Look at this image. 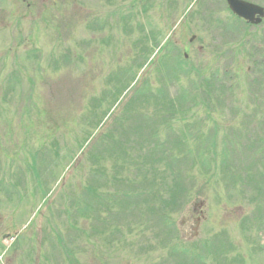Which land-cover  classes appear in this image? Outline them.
I'll use <instances>...</instances> for the list:
<instances>
[{"label":"rangeland","instance_id":"374dc122","mask_svg":"<svg viewBox=\"0 0 264 264\" xmlns=\"http://www.w3.org/2000/svg\"><path fill=\"white\" fill-rule=\"evenodd\" d=\"M248 1L264 6V0ZM138 4L146 8L145 13L138 12ZM219 17L224 18L221 23ZM234 18L226 0H0V264H159L165 260L162 254L168 248L161 249L159 237L150 244L143 238L138 247L127 241L115 243L117 250H112L113 244L103 240L108 233L92 237L95 246L87 244V235L78 233L63 212L65 199L80 192L82 182L66 181L73 173L72 162L82 158V138L94 129L85 122L90 97L99 94L107 76L122 77L134 54L143 53L147 62L159 56L150 46L156 42L151 33L153 43L136 44L143 38L141 23L160 45L168 39L176 41L191 65L209 63L212 72L219 70L234 84L231 96L219 106L214 104V115L207 123L194 120L192 125L194 131L203 127L207 131L218 124V153L231 127L243 136L248 130L263 132L264 65L255 62L257 55L249 53L248 47L236 55L232 48L243 32L257 43L264 41V21L245 29ZM126 23L130 25L125 27ZM32 45L40 48L38 57H27ZM69 49L74 59L66 64L63 56ZM15 61L18 74L20 68L26 72L21 82L12 77ZM148 64L141 69L133 65L137 77L116 111L143 77L156 80V72L147 73ZM29 94L37 107L27 101ZM43 142L46 148L38 165L45 172L41 179L45 182L38 187L31 156ZM241 142L244 145L247 139L242 137ZM86 170L80 171V179ZM195 172L198 179L189 202L173 215L180 239L197 243L201 253V239L227 230L230 255L244 256L235 264H264V252L258 248L264 244V225L247 233L240 227L243 216L253 211L245 195L248 186L242 187L238 174L226 178L222 168L214 175L210 167L198 165ZM18 189L21 203L14 207L16 195L11 196ZM147 226L138 225L135 232L150 236L153 228ZM78 227L86 228L83 219Z\"/></svg>","mask_w":264,"mask_h":264},{"label":"trees","instance_id":"16d2710c","mask_svg":"<svg viewBox=\"0 0 264 264\" xmlns=\"http://www.w3.org/2000/svg\"><path fill=\"white\" fill-rule=\"evenodd\" d=\"M138 6V12H146L142 4ZM219 18L218 23H221L224 18ZM234 19L242 22L245 29L251 27L236 16ZM129 25L126 23L125 27ZM139 26L143 38L136 44L153 43V38L156 42L150 46L158 50L159 56L148 64L149 58L146 59L143 53L134 54L122 77L118 74L107 76L99 94L90 97L91 108L85 122L94 129L82 138L79 144L80 150L84 148L82 158L72 162L73 173L66 181L82 182L81 191L74 193L68 201L65 199L63 212L69 214L71 226L78 228V233L87 235V244L92 246L96 244L90 243L92 237L108 233L109 236L103 240L113 244L112 250H117L115 243L127 241L138 247L143 238L150 244L159 237L161 249L168 248L167 254H162L165 260L159 264H235L244 256L240 253L230 255L232 241L227 230L201 239L200 253L197 243L189 244L180 239L173 215L181 213L189 202L193 182L198 179L195 168L200 165L207 169L210 167L214 175L222 168L229 179L238 174L244 182L242 187L248 186L245 195L253 206V211L243 216L240 227L246 233L251 232L252 227H263L264 131L254 133L248 130L249 133L243 136L238 128L231 127L229 136H223L221 144L224 146L218 153L216 138L221 130L218 124L207 131H203L204 127L194 131L192 125L194 120L207 123L214 115V104H223L234 91V84L221 76L219 70L212 72L209 63L191 65L176 41L168 39L160 45L147 25L141 23ZM246 36L243 32L240 38L243 40L248 38ZM242 40L232 48V54H239L240 50L248 47L249 53L257 55L255 62L264 65V41L257 43L254 38H248L242 44ZM247 42L252 45L246 46ZM40 52L39 47L32 45L27 57H38ZM73 57L70 49L63 56L66 64L72 62ZM16 61L12 77L21 82V76L24 77L26 72L20 68L18 74ZM53 63L58 65L55 61ZM134 64L140 69L150 65L147 73L156 72V80L151 81L150 76L143 77L116 111L126 97V90L137 77ZM26 99L31 106L37 107V102L32 101L33 94ZM214 123H218L216 118ZM100 126H104L103 129L95 134ZM201 136L204 137L202 142ZM242 137L247 139L244 145ZM45 148L43 142L31 156L32 176L38 187L45 182L41 181L45 172L38 165V158ZM56 155H60L58 150ZM82 169L87 170L84 178L80 179L78 174ZM14 195L13 204L17 207L21 203L19 189L15 190L12 199ZM80 219L86 228L78 227ZM143 224L153 228L150 236L135 232L138 225ZM258 248L264 252L263 246L258 245ZM68 251L69 248L65 249ZM195 256L202 262H197Z\"/></svg>","mask_w":264,"mask_h":264},{"label":"water","instance_id":"95a60500","mask_svg":"<svg viewBox=\"0 0 264 264\" xmlns=\"http://www.w3.org/2000/svg\"><path fill=\"white\" fill-rule=\"evenodd\" d=\"M229 8L238 17L250 23H259L264 17V7L246 0H227Z\"/></svg>","mask_w":264,"mask_h":264}]
</instances>
